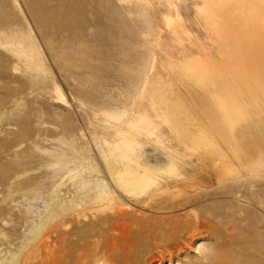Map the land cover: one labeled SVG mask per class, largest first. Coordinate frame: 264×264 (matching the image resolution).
I'll return each instance as SVG.
<instances>
[{
	"label": "bare ground",
	"instance_id": "bare-ground-1",
	"mask_svg": "<svg viewBox=\"0 0 264 264\" xmlns=\"http://www.w3.org/2000/svg\"><path fill=\"white\" fill-rule=\"evenodd\" d=\"M137 1L146 25L151 31L153 28L157 31L158 40L154 38L156 42L153 41L154 47L150 46L153 48L150 54L153 59L159 55L160 69L153 72L152 63L147 71L141 72L140 85L130 90L131 95H136V100L128 99L123 115L111 114L112 119L109 120L93 118L87 104L77 103L91 128L89 138L94 149L100 151L101 166L92 156L88 144L81 147V155L74 135L61 134L59 148L54 147L46 154L50 158L48 164L54 167L53 173H68L72 190H68L67 196L56 194L44 201L42 212L32 205L33 201L41 199L37 188L32 189V197L24 199L28 202L24 210L37 214L30 232L38 233L26 241L11 261L2 264H18V261L32 264L36 253L30 251L24 256L22 253L39 238V232L52 223L77 222L79 216L86 217L88 212L101 207L104 212L105 209L110 210L113 222L111 230L120 236L105 234L102 240L92 242L83 228L75 226L76 248L65 250L60 242L57 250H45L41 264H264V257L260 256L264 249L262 252L245 253L246 237L242 232L255 228L253 235H261L260 228L264 230L261 219L264 217V197L243 201L259 212L260 218L256 223L245 216H236V209L243 208L240 207L238 194L228 202L229 207L226 208L223 207L225 202L215 199L209 205L180 211L183 205L198 200L186 196L185 190L202 183L198 179L200 177L194 180V174H201L200 165L206 159L215 166L218 165L217 160L224 157L229 167L234 168H230V172L264 175V158L243 145L240 150L244 159L241 160L237 150L218 143L208 130L199 125L188 100L196 97V89L202 90L204 84L210 81L213 86L207 90V94L219 112L220 124L224 128L237 133L249 126L253 120L251 106H255L260 117L264 118V97L260 89L264 84V55H255L253 61L244 62L245 65L236 64L226 68L218 60H205L200 55L199 48L202 46L197 39L203 32L200 27L205 28L206 33L216 32L213 22L221 15L234 17L241 11H247L251 15L255 13L254 16L264 22V0H257V4L252 5L244 0H195L200 17L184 16L178 5L169 1ZM237 28L238 24L233 21L223 30L231 34ZM187 33L196 35L184 43L183 38ZM212 144L215 146L212 147ZM31 145L36 146L34 142ZM148 145H153L154 154L158 152L152 160L143 158L146 157L144 151L151 152ZM112 153L116 154L114 159L109 157ZM121 160L126 162L124 170L115 171L117 161L122 163ZM74 161L80 164L69 166ZM223 172L226 176L227 172ZM187 174L190 178L186 177ZM213 180L207 177L203 181H208L210 187L214 185ZM251 194L259 195L253 189ZM130 203L143 205L142 210L136 213V219L141 223L133 228L121 226L123 221L128 220ZM97 246L108 250L105 258L109 259L89 262L87 249ZM190 252L192 256H189Z\"/></svg>",
	"mask_w": 264,
	"mask_h": 264
},
{
	"label": "rangeland",
	"instance_id": "rangeland-1",
	"mask_svg": "<svg viewBox=\"0 0 264 264\" xmlns=\"http://www.w3.org/2000/svg\"><path fill=\"white\" fill-rule=\"evenodd\" d=\"M164 1L177 4L184 16H201L195 0ZM244 1L249 5L258 2ZM138 4L137 0H0V264L11 261L26 241L38 233L30 232L37 214L24 210L28 205L24 199L32 197V189L37 188L41 196L32 205L42 212L44 201L56 194L67 196L68 190H72L68 173H53L54 167L48 164L50 158L46 154L54 147L59 148L61 134L74 135L81 155V147L88 144L92 156L101 166L100 151L94 149L89 138L91 128L77 103L87 104L93 118L109 120L112 119L111 114L123 115L128 99L136 100V95H131L130 90L140 85L141 72L147 71L152 63L153 72L160 69L159 55L153 59L150 54L156 42L154 38L158 36L157 31L155 28L151 31L146 25ZM246 13L241 11L234 17L219 16L215 22L212 21L216 25V32L206 33L205 28H199L204 32L197 36L202 46L199 52L205 60H218L228 68L230 65H245L253 61L255 55H264V22L258 20L255 13ZM233 21L239 28L234 32L236 34H229L223 29ZM194 35L196 33H187L183 42L188 43ZM212 86L209 81L202 90L194 91L205 107L211 105L207 90ZM260 89L264 97V84ZM240 94L245 96L244 93ZM243 135L256 147L264 149L263 138L247 131ZM33 142L36 148L32 147ZM237 142H240L239 138ZM148 146L151 152L144 151L146 157L143 158L152 160L158 152L154 154L153 145ZM104 154L108 155L107 152ZM219 156L222 157L221 154ZM109 157L114 159L116 154L112 153ZM220 159L221 162L217 160L218 165L222 162L220 166L225 165L219 166L220 169L214 168L218 165L213 166L208 159L203 161L201 174H194V180L200 177L198 179L202 183L185 190L186 196L198 200L183 205L180 211L209 205L215 199L225 202L223 207L226 208L229 207L228 202L238 194L240 207L243 208L236 209V216H245L256 223L260 218L259 212L243 201L264 197V175L230 172L232 167L223 160L224 157ZM117 162L115 171H123L126 162ZM70 164L73 167L80 163L74 161ZM221 169L227 172L226 176ZM186 177L190 178L189 174ZM207 177L214 179L213 186L208 187L209 182L203 181ZM251 189L259 195L251 194ZM205 194L214 195L202 196ZM130 204L128 220L123 221L121 226L133 228L141 223L136 219V213L142 210L143 205ZM97 209L88 212L86 217L79 216L77 222L50 224L39 232V238L24 249L22 256L33 251L36 258L32 264H41L45 250H57L60 242L65 250L76 248L75 226L83 228L92 242L102 240L105 234L116 237L115 230H111L113 222L110 210L105 209L104 212L102 207ZM261 219L264 225V217ZM251 231H242L246 237L245 253L262 252L264 230L260 228V236L253 235L255 228ZM107 251L98 246L94 249L90 247L86 257L92 263L102 262L109 259L105 258ZM192 255L190 252L189 256ZM260 256L264 257V253ZM18 264L22 262L18 261Z\"/></svg>",
	"mask_w": 264,
	"mask_h": 264
},
{
	"label": "crops",
	"instance_id": "crops-1",
	"mask_svg": "<svg viewBox=\"0 0 264 264\" xmlns=\"http://www.w3.org/2000/svg\"><path fill=\"white\" fill-rule=\"evenodd\" d=\"M188 100L199 125H201L204 130H208L218 143L222 146L237 150L238 158L241 160L244 159L240 150L243 145L248 147L252 152L254 151L253 153L258 157L264 158V149L256 147L252 144L251 140H248V138L243 135V133L247 131L248 134L253 133L256 137L264 139V118L260 117L258 109L255 106L250 107L253 115L251 124L244 128L245 131L244 129H240L237 133H234L220 124L219 112L214 108L212 101L210 106L205 107L197 95ZM238 138L240 141L239 143L237 142Z\"/></svg>",
	"mask_w": 264,
	"mask_h": 264
}]
</instances>
